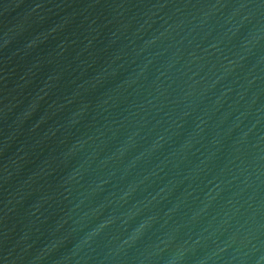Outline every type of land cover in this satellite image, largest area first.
Masks as SVG:
<instances>
[{"label":"water","instance_id":"1","mask_svg":"<svg viewBox=\"0 0 264 264\" xmlns=\"http://www.w3.org/2000/svg\"><path fill=\"white\" fill-rule=\"evenodd\" d=\"M0 264H264V0H0Z\"/></svg>","mask_w":264,"mask_h":264}]
</instances>
